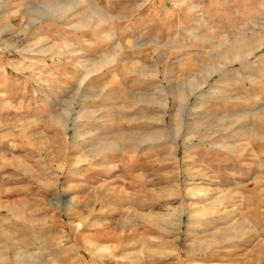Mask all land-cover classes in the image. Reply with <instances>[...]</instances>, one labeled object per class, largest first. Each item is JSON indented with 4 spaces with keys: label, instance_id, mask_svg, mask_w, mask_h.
Segmentation results:
<instances>
[{
    "label": "rangeland",
    "instance_id": "obj_1",
    "mask_svg": "<svg viewBox=\"0 0 264 264\" xmlns=\"http://www.w3.org/2000/svg\"><path fill=\"white\" fill-rule=\"evenodd\" d=\"M261 37L264 0H0V264H264Z\"/></svg>",
    "mask_w": 264,
    "mask_h": 264
},
{
    "label": "bare ground",
    "instance_id": "obj_2",
    "mask_svg": "<svg viewBox=\"0 0 264 264\" xmlns=\"http://www.w3.org/2000/svg\"><path fill=\"white\" fill-rule=\"evenodd\" d=\"M261 38H262V37H261ZM263 38H264V37H263ZM263 38H262V39H263ZM262 39H261V40H262ZM261 40H260V41H261ZM261 42H262V41H261ZM261 42H260V44H262ZM244 44H245V43H244ZM263 44H264V42H263ZM256 46H259V45L256 44ZM261 46H262V45H261ZM176 101H177V100H176ZM178 103H179V102H178ZM175 105H176V104H175ZM165 106H166V105H165ZM178 108H179V111L182 112V110L185 108V105H180V104H179V107H178ZM180 112H179V114H180ZM175 114H176V113H175ZM176 115H177V114H176ZM180 119H181V118H180ZM182 120H183V119H182ZM179 124H180V123H179ZM179 131H180V130L176 129L175 134H174V141H176V140L178 139L179 134H180ZM94 208H95V209L97 208V204L94 205Z\"/></svg>",
    "mask_w": 264,
    "mask_h": 264
}]
</instances>
